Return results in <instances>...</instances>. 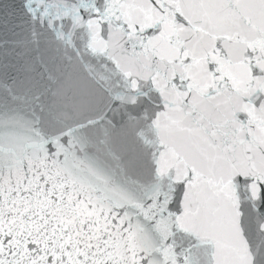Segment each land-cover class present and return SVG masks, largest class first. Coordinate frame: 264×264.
Returning <instances> with one entry per match:
<instances>
[{"label": "snow or ice", "instance_id": "1", "mask_svg": "<svg viewBox=\"0 0 264 264\" xmlns=\"http://www.w3.org/2000/svg\"><path fill=\"white\" fill-rule=\"evenodd\" d=\"M0 264H264V0H0Z\"/></svg>", "mask_w": 264, "mask_h": 264}]
</instances>
